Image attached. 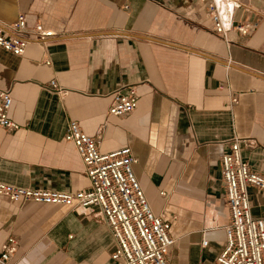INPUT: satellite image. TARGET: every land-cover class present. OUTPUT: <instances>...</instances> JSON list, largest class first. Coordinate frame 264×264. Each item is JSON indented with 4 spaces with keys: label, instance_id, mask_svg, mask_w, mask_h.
I'll list each match as a JSON object with an SVG mask.
<instances>
[{
    "label": "crops",
    "instance_id": "1",
    "mask_svg": "<svg viewBox=\"0 0 264 264\" xmlns=\"http://www.w3.org/2000/svg\"><path fill=\"white\" fill-rule=\"evenodd\" d=\"M215 1L228 29H256L217 36L211 0H0L6 35L20 15L28 30L40 23L56 34L46 46L21 34L30 40L22 57L0 49V94H11L20 126L0 127V181L87 190L84 163L65 140L77 122L102 154L132 150L153 212L172 226L169 264H218L231 224L221 159L234 140L264 177V0ZM123 88H136L138 107L111 117L110 96ZM248 193L253 218L263 219L264 192ZM10 237V264H119L103 217L66 206L0 198V254Z\"/></svg>",
    "mask_w": 264,
    "mask_h": 264
},
{
    "label": "built area",
    "instance_id": "2",
    "mask_svg": "<svg viewBox=\"0 0 264 264\" xmlns=\"http://www.w3.org/2000/svg\"><path fill=\"white\" fill-rule=\"evenodd\" d=\"M235 8L241 7L238 2ZM214 32L227 40L229 31L249 35L257 24L244 22L228 29L215 0L208 5ZM11 35L0 30V49L15 56L25 55L30 40L21 34L28 32L42 46L55 37L52 30L37 24L28 30L24 15L12 24ZM50 64V62H46ZM51 87L59 94L63 90L55 81ZM109 116L124 117L138 107L136 88H123L111 94ZM13 99L10 93L0 94V127L17 131L20 126L10 118ZM237 103V100H234ZM65 140L76 147L89 180L87 190L62 192L22 188L0 181V198L14 204L37 203L66 206L87 215L103 217L116 243L111 258L119 264H169L167 255L175 244L171 237V223L155 215L135 175L138 160L130 148L102 154L99 140L84 133L77 122L68 125ZM222 179L231 214L226 228L227 244L219 255L218 264H264V218L255 219L251 213L248 188L264 192V177L251 170L242 158L241 140H234L221 159ZM165 195V193H161ZM18 242L10 237L2 248L0 264H10ZM207 241H203L206 246Z\"/></svg>",
    "mask_w": 264,
    "mask_h": 264
}]
</instances>
